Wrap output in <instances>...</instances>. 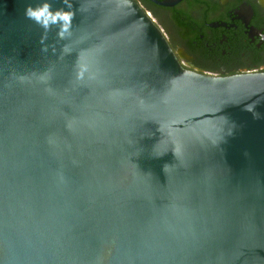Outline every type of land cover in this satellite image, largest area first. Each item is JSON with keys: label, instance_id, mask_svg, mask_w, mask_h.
Wrapping results in <instances>:
<instances>
[{"label": "water", "instance_id": "obj_1", "mask_svg": "<svg viewBox=\"0 0 264 264\" xmlns=\"http://www.w3.org/2000/svg\"><path fill=\"white\" fill-rule=\"evenodd\" d=\"M0 264H264V73L184 68L135 0H0Z\"/></svg>", "mask_w": 264, "mask_h": 264}, {"label": "flooded vegetation", "instance_id": "obj_2", "mask_svg": "<svg viewBox=\"0 0 264 264\" xmlns=\"http://www.w3.org/2000/svg\"><path fill=\"white\" fill-rule=\"evenodd\" d=\"M135 1L184 68L218 77L264 73V0Z\"/></svg>", "mask_w": 264, "mask_h": 264}, {"label": "clouds", "instance_id": "obj_3", "mask_svg": "<svg viewBox=\"0 0 264 264\" xmlns=\"http://www.w3.org/2000/svg\"><path fill=\"white\" fill-rule=\"evenodd\" d=\"M25 15L29 18L36 19L37 21H40L43 17V23L45 26L49 22L56 23L57 21H62V27L66 31L70 25L71 22V16L72 14L70 12H57L55 14H51L48 11V5L44 4L42 8L40 9H33L31 7L25 9Z\"/></svg>", "mask_w": 264, "mask_h": 264}]
</instances>
